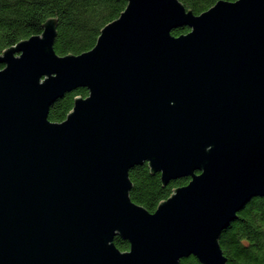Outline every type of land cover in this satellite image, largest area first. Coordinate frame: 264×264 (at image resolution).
<instances>
[{"label": "water", "instance_id": "water-1", "mask_svg": "<svg viewBox=\"0 0 264 264\" xmlns=\"http://www.w3.org/2000/svg\"><path fill=\"white\" fill-rule=\"evenodd\" d=\"M127 1L82 55L56 54V19L0 55V264H227L223 232L264 198V0ZM144 164L190 179L153 214L130 198Z\"/></svg>", "mask_w": 264, "mask_h": 264}, {"label": "trees", "instance_id": "trees-1", "mask_svg": "<svg viewBox=\"0 0 264 264\" xmlns=\"http://www.w3.org/2000/svg\"><path fill=\"white\" fill-rule=\"evenodd\" d=\"M179 1L199 16L220 1L239 0ZM127 6V0H0V55L20 42L41 36L44 24L50 19H56L58 23L56 54L61 57L82 55L96 46L102 30L119 19ZM189 32L188 28H181L174 30L172 35L179 37ZM3 69L0 65V70ZM88 95L86 89L65 95L51 107L49 120L64 122L73 111L75 100ZM129 177L133 185L131 200L152 214L177 188L190 181L186 178L164 186L161 175L152 174L148 164L132 169ZM115 245L121 252L130 250L129 243L121 237L115 239ZM220 246L227 264H264V198L254 199L238 214L237 221L223 232ZM181 264L201 263L190 257Z\"/></svg>", "mask_w": 264, "mask_h": 264}]
</instances>
